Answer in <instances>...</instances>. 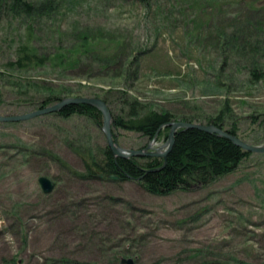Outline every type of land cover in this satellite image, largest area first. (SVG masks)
Listing matches in <instances>:
<instances>
[{
	"label": "rangeland",
	"instance_id": "1",
	"mask_svg": "<svg viewBox=\"0 0 264 264\" xmlns=\"http://www.w3.org/2000/svg\"><path fill=\"white\" fill-rule=\"evenodd\" d=\"M222 1L221 11L207 6L202 13L195 0H75L65 6L66 18L56 24L49 21L47 28L36 27L38 39L33 43L42 52L58 46L57 40L45 35L47 30L60 25L65 29L71 23L106 28L114 37L147 51L139 61L137 78L129 83L124 77H64L50 67L8 69L20 45L28 43L27 24L1 13L0 116L36 111L35 104L48 97L108 95L107 106L118 116L128 111L126 99L136 100L146 111H171L178 117L192 110L195 115L217 116L229 104L242 137L250 145L264 147V79L253 83L247 65L224 64L208 39V32L214 39L216 26L228 28L233 17L246 15L240 0ZM3 124L0 264L61 259L200 264L202 259L215 263L228 258L264 264V154H252L237 172L212 184L154 196L133 182L111 181L102 173L92 181L74 174L84 172V156L101 159L107 148L102 127L89 118L48 115ZM112 132L124 150L152 142L137 133L113 128ZM167 141L157 138L152 151ZM48 155L59 157L73 172ZM41 177L55 183L52 193H43Z\"/></svg>",
	"mask_w": 264,
	"mask_h": 264
},
{
	"label": "trees",
	"instance_id": "2",
	"mask_svg": "<svg viewBox=\"0 0 264 264\" xmlns=\"http://www.w3.org/2000/svg\"><path fill=\"white\" fill-rule=\"evenodd\" d=\"M72 1L75 0H0V14L8 13L12 18L24 20L28 34V43L20 45L15 59L6 67L20 72L50 67L61 76L124 77L127 83L133 79L132 77L137 78L139 61L147 51L135 48L128 40L114 37L106 28L94 29L71 23L63 29L60 25L56 29L49 28L45 34L54 41L57 40L58 46L54 51L42 52L34 45L33 42L38 39L36 27L47 28L49 21L56 24L57 19L66 18L69 11L65 6H72ZM117 1L145 3L146 0ZM195 1L200 4L202 13L207 10V6L216 9L217 12L224 6L222 0ZM239 5L244 6L245 17L243 15L233 17L232 24L228 28L225 25L216 26V31L213 32L214 39L212 32H208V39L213 40L214 48L222 55L224 64L229 65L231 62L235 67L241 64L247 65L250 79L253 83H258L264 79V0H240ZM46 88L50 87L47 85ZM94 97L101 98L107 105L110 103L108 95ZM68 98L70 97L45 98L35 104L36 109H44ZM124 102L128 105V111L125 116L112 114V128L116 131L137 133L148 142L156 136L158 138L164 136L168 139L170 124L186 122L213 125L249 143L242 137L239 121L232 115L229 104L217 116L195 115L192 110L187 115L178 117L171 111L154 109L146 111V107L136 100L126 99ZM0 104H2L1 92ZM52 115L64 119L75 116L86 117L103 126L102 113L97 108L87 105H69L61 112ZM2 125L4 124L0 123V126ZM251 155L252 153L244 151L217 134L181 128L175 134L174 144L166 161L162 158L150 157L119 158L115 157L107 147L100 156L101 159L90 154L84 156V172L74 174L86 181H92L100 173L105 177L118 176L119 181L133 182L151 195L170 196L176 192L212 184L220 178L237 172ZM48 156L61 167L73 172L59 157ZM208 260L202 259L200 264H253L239 258H228L226 261H215V263ZM47 264L95 263L61 259Z\"/></svg>",
	"mask_w": 264,
	"mask_h": 264
},
{
	"label": "water",
	"instance_id": "3",
	"mask_svg": "<svg viewBox=\"0 0 264 264\" xmlns=\"http://www.w3.org/2000/svg\"><path fill=\"white\" fill-rule=\"evenodd\" d=\"M69 105H87L91 107L97 108L103 115V126L102 130L106 135L107 140V146L113 153L115 157L119 158H140V157H150V158H162L165 161L167 160L168 154L171 151L173 144H174V137L176 132L181 128L186 129H198L203 132H207L210 134H217L220 137H223L230 142L234 143L238 147L242 148L244 151L253 153V154H264V147H257L250 145L246 143L245 141L241 140L235 135H232L228 133L225 130L218 129L214 127L213 125H204V124H196V123H186V122H175L170 124L171 130L168 137L167 144L164 145L160 150H157L155 152H150L149 149H151V145L148 146L146 149L143 150H124L120 148L113 136L112 132V114L107 106V104L99 98H69L65 99L59 103H56L50 107H46L44 109H39L36 111H33L31 113H27L24 115H16V116H0V123H21V122H27L42 116L52 115L58 112H61L65 107ZM154 142V140H153ZM152 142V144H153ZM164 150L162 152L161 150ZM103 175L100 174L99 178H102ZM109 180L117 181L120 178L118 176H110L108 178ZM39 184L41 186V189L43 193L50 194L53 192L55 188V183L49 179L48 177H41L39 179ZM129 264H132V262H129Z\"/></svg>",
	"mask_w": 264,
	"mask_h": 264
},
{
	"label": "bare ground",
	"instance_id": "4",
	"mask_svg": "<svg viewBox=\"0 0 264 264\" xmlns=\"http://www.w3.org/2000/svg\"><path fill=\"white\" fill-rule=\"evenodd\" d=\"M68 76H71V75H65L64 77H68ZM72 78L74 77V76H71ZM70 77V78H71ZM166 149V147L163 149V150H161L162 152H164V150ZM247 152V151H246ZM250 153V152H249ZM253 154V153H252ZM110 176H108V177H106L107 179L109 178ZM109 180V179H108ZM111 181H113V180H111ZM117 181H119V180H117Z\"/></svg>",
	"mask_w": 264,
	"mask_h": 264
}]
</instances>
